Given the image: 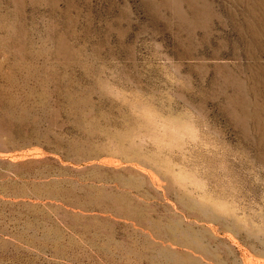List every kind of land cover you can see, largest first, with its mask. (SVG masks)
<instances>
[{
	"label": "rangeland",
	"instance_id": "1",
	"mask_svg": "<svg viewBox=\"0 0 264 264\" xmlns=\"http://www.w3.org/2000/svg\"><path fill=\"white\" fill-rule=\"evenodd\" d=\"M0 264H264V0H0Z\"/></svg>",
	"mask_w": 264,
	"mask_h": 264
}]
</instances>
